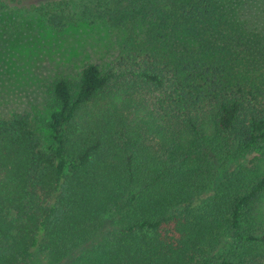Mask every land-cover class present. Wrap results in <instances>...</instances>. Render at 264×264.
Returning <instances> with one entry per match:
<instances>
[{"label":"trees","instance_id":"16d2710c","mask_svg":"<svg viewBox=\"0 0 264 264\" xmlns=\"http://www.w3.org/2000/svg\"><path fill=\"white\" fill-rule=\"evenodd\" d=\"M263 4L33 5L55 31L106 25L120 46L106 70L51 83L50 149L29 114L0 118V264H264ZM254 150L258 165L229 169Z\"/></svg>","mask_w":264,"mask_h":264},{"label":"rangeland","instance_id":"374dc122","mask_svg":"<svg viewBox=\"0 0 264 264\" xmlns=\"http://www.w3.org/2000/svg\"><path fill=\"white\" fill-rule=\"evenodd\" d=\"M8 1H11L9 9L4 16L0 14V118L14 113L29 114L33 126L41 135L43 147L50 149L52 143L47 122L53 104L51 83L58 78L77 81L81 70L89 63L98 65L102 71L106 70L119 51L120 40L110 28L101 24L80 22L55 31L47 27L32 10L33 5L43 0ZM259 11L264 16V4L260 5ZM5 20H8L7 26L10 22L18 21L21 25L19 30L13 35L8 33L2 27ZM259 153L260 150L251 151L243 159L230 161L228 167L258 165L263 158ZM224 172L217 163L212 186L220 181ZM103 222L104 232L97 241L114 226V219L110 216H105ZM84 250L75 252L68 262ZM28 264L42 262L35 254Z\"/></svg>","mask_w":264,"mask_h":264}]
</instances>
